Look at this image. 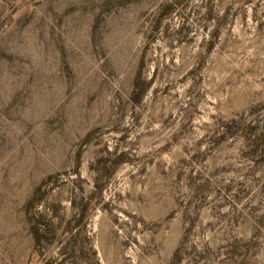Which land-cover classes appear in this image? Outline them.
<instances>
[{
  "label": "rangeland",
  "instance_id": "374dc122",
  "mask_svg": "<svg viewBox=\"0 0 264 264\" xmlns=\"http://www.w3.org/2000/svg\"><path fill=\"white\" fill-rule=\"evenodd\" d=\"M0 264H264V0H0Z\"/></svg>",
  "mask_w": 264,
  "mask_h": 264
}]
</instances>
